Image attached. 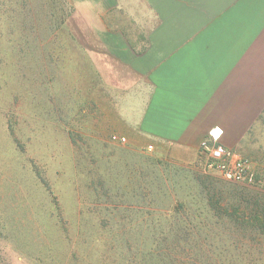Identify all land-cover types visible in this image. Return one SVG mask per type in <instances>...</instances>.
Returning <instances> with one entry per match:
<instances>
[{"label":"rangeland","instance_id":"rangeland-1","mask_svg":"<svg viewBox=\"0 0 264 264\" xmlns=\"http://www.w3.org/2000/svg\"><path fill=\"white\" fill-rule=\"evenodd\" d=\"M238 5L223 19L240 43L254 40L262 70L264 0ZM86 14L72 0H0V264H126L111 231L206 230L198 220L171 221L196 211L199 186L186 166L230 184L204 169L198 151L130 126L129 90L104 87L96 37L104 27ZM261 76L254 105L240 104V120L226 122L225 141L264 191ZM146 214L159 225L136 222ZM117 216L131 222L108 221Z\"/></svg>","mask_w":264,"mask_h":264},{"label":"crops","instance_id":"crops-1","mask_svg":"<svg viewBox=\"0 0 264 264\" xmlns=\"http://www.w3.org/2000/svg\"><path fill=\"white\" fill-rule=\"evenodd\" d=\"M72 1L104 27L96 35L104 87L129 90L133 129L195 153L217 126L227 146L226 122L240 120V104L255 103L256 72L264 83L254 40L240 43L223 19L246 0Z\"/></svg>","mask_w":264,"mask_h":264},{"label":"trees","instance_id":"trees-1","mask_svg":"<svg viewBox=\"0 0 264 264\" xmlns=\"http://www.w3.org/2000/svg\"><path fill=\"white\" fill-rule=\"evenodd\" d=\"M184 171L189 181L199 186V192L192 198L196 211L172 217L171 221L192 225L198 220L200 225H206V230L111 231L110 241L117 244L119 256L125 263L241 264L232 260V257H240L243 264H264V191L255 184H223L188 166ZM183 206L182 200H176L175 207ZM108 221L122 225L130 223L131 219L117 216ZM136 222L152 227L159 225L161 218L146 214L139 216ZM193 238L198 245L191 243Z\"/></svg>","mask_w":264,"mask_h":264},{"label":"built area","instance_id":"built-area-1","mask_svg":"<svg viewBox=\"0 0 264 264\" xmlns=\"http://www.w3.org/2000/svg\"><path fill=\"white\" fill-rule=\"evenodd\" d=\"M223 130L212 127L199 143V155L207 172L235 184H253L248 163L224 145Z\"/></svg>","mask_w":264,"mask_h":264}]
</instances>
